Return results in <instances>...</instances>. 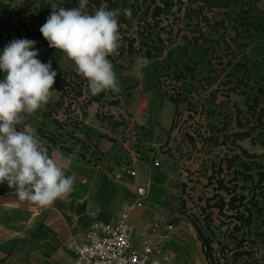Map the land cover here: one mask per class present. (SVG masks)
<instances>
[{"label":"rangeland","instance_id":"obj_1","mask_svg":"<svg viewBox=\"0 0 264 264\" xmlns=\"http://www.w3.org/2000/svg\"><path fill=\"white\" fill-rule=\"evenodd\" d=\"M78 4L0 0V52L14 39L43 38L53 7ZM101 4L132 9L131 19L119 17L115 68L148 71L177 104L172 131L151 149L158 162L180 167L170 214L191 225L208 264H264V0H88L86 11ZM54 87L60 100L40 110L50 128L30 116L25 125L54 145L97 154L81 126L87 105L118 100L92 95L76 72L57 76Z\"/></svg>","mask_w":264,"mask_h":264},{"label":"crops","instance_id":"obj_2","mask_svg":"<svg viewBox=\"0 0 264 264\" xmlns=\"http://www.w3.org/2000/svg\"><path fill=\"white\" fill-rule=\"evenodd\" d=\"M35 41L37 59L51 61L57 76L75 72L74 63L50 48L44 37ZM114 71L121 91L112 95L118 101L104 109L97 102L89 103L81 125L97 143V154L86 153L77 144L58 146L40 137L50 155L65 166L66 174L76 177L67 197L40 208L20 201L14 189L0 184V264H70L73 245L84 240L90 226L113 224L120 214H126L133 249L151 236L155 224L171 225L167 238L157 244L168 258L165 264H208L191 225L169 212L175 199L170 191L177 189L180 167L164 161L154 166L158 158L151 149L158 138L172 131L177 104L158 90L148 71L115 66ZM54 89L49 104L60 100L59 90ZM101 110L109 118L100 120ZM30 118L35 127L50 128L40 110Z\"/></svg>","mask_w":264,"mask_h":264},{"label":"clouds","instance_id":"obj_3","mask_svg":"<svg viewBox=\"0 0 264 264\" xmlns=\"http://www.w3.org/2000/svg\"><path fill=\"white\" fill-rule=\"evenodd\" d=\"M87 3L79 0L77 7H53L40 32L50 48L74 63L92 95L118 94L120 81L110 57L122 46L119 17L131 19L132 9L101 4L90 14ZM36 43L14 39L0 52V72L4 73L0 79V184L14 189L20 201L47 208L72 192L76 177L66 174L37 131L24 123L56 93L57 72L51 61L37 59Z\"/></svg>","mask_w":264,"mask_h":264},{"label":"built area","instance_id":"obj_4","mask_svg":"<svg viewBox=\"0 0 264 264\" xmlns=\"http://www.w3.org/2000/svg\"><path fill=\"white\" fill-rule=\"evenodd\" d=\"M158 167L159 162L154 161ZM134 176V171H129ZM142 207L141 203L136 204ZM126 214H120L113 224L94 222L84 240L73 245V259L70 264H165L168 260L158 248L172 230L171 225L155 224L151 236L141 239L140 248L130 245L129 226Z\"/></svg>","mask_w":264,"mask_h":264},{"label":"trees","instance_id":"obj_5","mask_svg":"<svg viewBox=\"0 0 264 264\" xmlns=\"http://www.w3.org/2000/svg\"><path fill=\"white\" fill-rule=\"evenodd\" d=\"M122 1H123V0H122ZM64 5H66V3H64L63 6H64ZM116 8L124 9V8H126V5H125V4H124L123 6H122V5H120V6H119V5H118V6L115 5V6H114V9H116Z\"/></svg>","mask_w":264,"mask_h":264}]
</instances>
